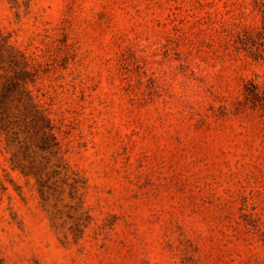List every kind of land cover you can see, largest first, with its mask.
<instances>
[{"label": "rangeland", "instance_id": "374dc122", "mask_svg": "<svg viewBox=\"0 0 264 264\" xmlns=\"http://www.w3.org/2000/svg\"><path fill=\"white\" fill-rule=\"evenodd\" d=\"M0 264H264V0H0Z\"/></svg>", "mask_w": 264, "mask_h": 264}]
</instances>
